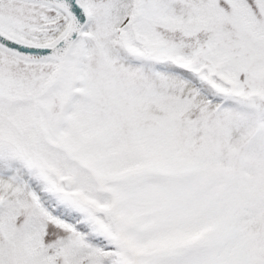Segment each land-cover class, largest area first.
<instances>
[{"label":"snow or ice","instance_id":"6c2138e0","mask_svg":"<svg viewBox=\"0 0 264 264\" xmlns=\"http://www.w3.org/2000/svg\"><path fill=\"white\" fill-rule=\"evenodd\" d=\"M0 264H264V0H0Z\"/></svg>","mask_w":264,"mask_h":264}]
</instances>
